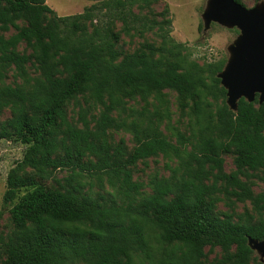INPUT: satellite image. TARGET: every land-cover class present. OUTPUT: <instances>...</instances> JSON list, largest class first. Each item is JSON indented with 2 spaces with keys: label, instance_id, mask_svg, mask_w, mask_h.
<instances>
[{
  "label": "trees",
  "instance_id": "trees-1",
  "mask_svg": "<svg viewBox=\"0 0 264 264\" xmlns=\"http://www.w3.org/2000/svg\"><path fill=\"white\" fill-rule=\"evenodd\" d=\"M137 1L58 15L45 0H0V139L26 145L6 175L13 227L0 233V264H261L247 236L264 240V188L253 189L264 183V100L229 109L216 76L225 61L190 59L170 18L135 12ZM117 22L160 42L123 52ZM164 90L193 117L188 134L170 123ZM137 98L140 108L128 104ZM121 129L130 148L112 140ZM157 156L170 174L134 180L136 164ZM221 200L230 212L216 211ZM246 201L252 212H233Z\"/></svg>",
  "mask_w": 264,
  "mask_h": 264
},
{
  "label": "rangeland",
  "instance_id": "rangeland-1",
  "mask_svg": "<svg viewBox=\"0 0 264 264\" xmlns=\"http://www.w3.org/2000/svg\"><path fill=\"white\" fill-rule=\"evenodd\" d=\"M103 0H45L46 4L51 7L58 15H70L76 14L83 11V9L92 4H101ZM242 3L250 7L254 4V0H241ZM205 0H151L150 3L146 4L143 0H139L135 3L133 10L142 14H147L150 17L161 19L163 17L170 18V35L178 42L186 45V54L190 59L196 60L202 64L204 62L226 60L227 52L226 46L236 36L238 30L236 28L227 29L216 23L211 24L210 29L202 35V20L201 12L204 7ZM159 14H164L159 16ZM115 31L118 32V41L116 46L123 52H131L135 48L139 47L144 42H153L158 44L160 37L155 31H147L142 35L138 33L126 34L122 30V25L117 22L115 25ZM14 32V29H10L5 34L8 35ZM25 45L20 44L19 49H24ZM30 51V49H27ZM13 80L11 72L9 77L6 79L7 82ZM168 94L169 109L171 112L170 123L178 127L181 131H186L187 134L190 132V124H193V117L184 115L176 99V93L172 90H164ZM73 103H68L67 110L69 116L77 119L76 110L73 111ZM134 108H140L143 105L138 98L131 100L128 103ZM8 115V111H5L3 118ZM80 125V124H78ZM163 131L171 136L172 130L166 127V121L162 125ZM112 140L119 141L121 138L125 140V143L130 148L133 144L132 135L130 132L125 130L112 131ZM174 140V137H172ZM26 145L17 141L0 139V210L2 216L0 218V233L7 234L12 229V223L10 221L9 208L11 205L3 204L2 196L5 190V180L8 170L14 165V163L21 159ZM167 159L162 156L151 157L144 163L139 161L133 170V179L147 184L150 177L157 175L167 176L170 171L166 168ZM175 162H171L173 165ZM233 168L232 159L230 155H224V169L230 171ZM65 170L55 171L54 176L61 178L66 175ZM45 184H55L53 179H48ZM87 188V185H86ZM264 188L263 182H258L254 187V191H260ZM145 191H149L148 186L144 187ZM250 203L246 202H235L233 204V212L243 213L245 210L252 212ZM230 206L227 205L225 200H221L216 204V211H229ZM236 219V216L234 217ZM208 247H205L207 251ZM220 255V249L215 247L207 258L213 259L215 256Z\"/></svg>",
  "mask_w": 264,
  "mask_h": 264
},
{
  "label": "water",
  "instance_id": "water-1",
  "mask_svg": "<svg viewBox=\"0 0 264 264\" xmlns=\"http://www.w3.org/2000/svg\"><path fill=\"white\" fill-rule=\"evenodd\" d=\"M202 35L216 23L238 33L226 46L225 63L216 76L225 89V102L236 111L244 98L264 100V0L247 7L236 0H205ZM247 245L264 264V240L247 236Z\"/></svg>",
  "mask_w": 264,
  "mask_h": 264
},
{
  "label": "flooded vegetation",
  "instance_id": "flooded-vegetation-1",
  "mask_svg": "<svg viewBox=\"0 0 264 264\" xmlns=\"http://www.w3.org/2000/svg\"><path fill=\"white\" fill-rule=\"evenodd\" d=\"M256 97H257V95H256ZM256 97H255V98H256Z\"/></svg>",
  "mask_w": 264,
  "mask_h": 264
}]
</instances>
